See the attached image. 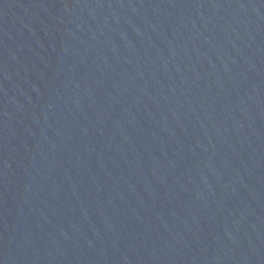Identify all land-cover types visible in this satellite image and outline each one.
Instances as JSON below:
<instances>
[{"label":"water","instance_id":"water-1","mask_svg":"<svg viewBox=\"0 0 264 264\" xmlns=\"http://www.w3.org/2000/svg\"><path fill=\"white\" fill-rule=\"evenodd\" d=\"M0 264H264V0H0Z\"/></svg>","mask_w":264,"mask_h":264}]
</instances>
